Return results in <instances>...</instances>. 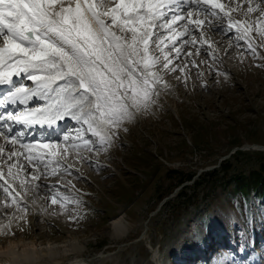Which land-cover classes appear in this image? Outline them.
<instances>
[{"label": "rangeland", "instance_id": "rangeland-1", "mask_svg": "<svg viewBox=\"0 0 264 264\" xmlns=\"http://www.w3.org/2000/svg\"><path fill=\"white\" fill-rule=\"evenodd\" d=\"M244 11L232 15L243 20ZM207 35L219 57L213 68L226 75L210 69L213 61L203 52L195 57L198 68L188 64L185 73L165 75L169 87L158 106L125 123L127 131L121 129L114 145L98 154L103 170L74 162L78 172L68 179L82 200L78 220L61 214L41 188L35 203L27 196L31 210L25 219L13 220L11 209L0 217V225L10 224L0 231V245L16 238L62 244L70 235L83 246L85 264H264V205L246 220L236 199L227 196L234 178L264 166V151L236 150L264 147V34L251 33L256 57L234 30L215 28ZM174 64L184 67L183 57ZM17 79L18 85L34 86ZM33 100V106L44 103ZM63 122L51 139L62 141L65 131L80 127L71 118ZM33 135L48 138L45 130L34 129L25 141ZM225 161L229 168L222 173ZM214 170L217 175L209 176ZM189 173L192 180L179 183ZM120 214L128 232L113 239L109 224Z\"/></svg>", "mask_w": 264, "mask_h": 264}, {"label": "snow or ice", "instance_id": "snow-or-ice-1", "mask_svg": "<svg viewBox=\"0 0 264 264\" xmlns=\"http://www.w3.org/2000/svg\"><path fill=\"white\" fill-rule=\"evenodd\" d=\"M238 10L245 19L232 15ZM215 28L234 30L256 57L251 33L264 34V0H0V86L8 89L0 108L23 106L0 112V217L11 209L13 220L25 219L27 196L35 203L44 188L50 204L78 220L82 200L68 179L78 172L74 162L103 170L98 154L125 123L158 106L165 75L198 68L202 52L226 75L213 68L219 57L207 33ZM182 57L184 67L175 65ZM22 76L34 86L16 84ZM34 98L44 103L30 107ZM65 118L80 127L51 139ZM36 128L48 138L26 142Z\"/></svg>", "mask_w": 264, "mask_h": 264}, {"label": "bare ground", "instance_id": "bare-ground-1", "mask_svg": "<svg viewBox=\"0 0 264 264\" xmlns=\"http://www.w3.org/2000/svg\"><path fill=\"white\" fill-rule=\"evenodd\" d=\"M16 84L18 79L15 78ZM0 89H6L7 86H0ZM35 100L30 101L29 106H33ZM21 105H8L7 108H4L6 111H11V108H22ZM4 112V111H3ZM63 120L58 122L54 126V135L56 129L58 131L62 130L64 124ZM21 127L14 125V128ZM35 130H39L36 128ZM0 143H3L0 139ZM252 146L257 149L258 145H246ZM247 149V148H246ZM253 149V150H255ZM111 230V237L113 239H120L124 237L128 232V224L125 220V215L120 214L115 220L109 224ZM66 240L62 244H55L51 241H47L45 244H42L38 238L35 239H24L16 238L13 240L7 241L5 244L0 245V264H85L86 261L81 257L83 246L78 244L70 235L67 236ZM102 256V255H101Z\"/></svg>", "mask_w": 264, "mask_h": 264}, {"label": "trees", "instance_id": "trees-1", "mask_svg": "<svg viewBox=\"0 0 264 264\" xmlns=\"http://www.w3.org/2000/svg\"><path fill=\"white\" fill-rule=\"evenodd\" d=\"M221 172L226 173L229 168V162L225 161L220 164ZM214 170L209 176L217 175ZM194 173H189L181 178L179 183L191 181ZM231 190L227 196L236 199V203L240 205L244 218L250 219L253 208L261 209L264 205V166H260L258 170L250 172L247 176L236 177L230 182Z\"/></svg>", "mask_w": 264, "mask_h": 264}, {"label": "water", "instance_id": "water-1", "mask_svg": "<svg viewBox=\"0 0 264 264\" xmlns=\"http://www.w3.org/2000/svg\"><path fill=\"white\" fill-rule=\"evenodd\" d=\"M255 149V148H253L252 146H245L243 149H240V148H237L236 150H244V149ZM257 149H255V150H262V151H264V147L263 146H260V145H258L257 147H256Z\"/></svg>", "mask_w": 264, "mask_h": 264}]
</instances>
